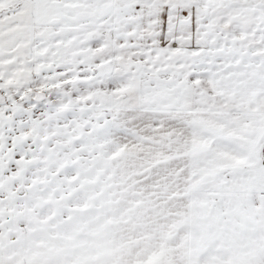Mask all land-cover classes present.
Wrapping results in <instances>:
<instances>
[{
	"label": "snow or ice",
	"instance_id": "6c2138e0",
	"mask_svg": "<svg viewBox=\"0 0 264 264\" xmlns=\"http://www.w3.org/2000/svg\"><path fill=\"white\" fill-rule=\"evenodd\" d=\"M0 264H264V0H0Z\"/></svg>",
	"mask_w": 264,
	"mask_h": 264
}]
</instances>
